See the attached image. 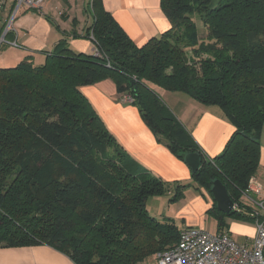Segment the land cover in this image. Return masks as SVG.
<instances>
[{"label": "trees", "instance_id": "obj_1", "mask_svg": "<svg viewBox=\"0 0 264 264\" xmlns=\"http://www.w3.org/2000/svg\"><path fill=\"white\" fill-rule=\"evenodd\" d=\"M160 4L171 27L143 46L102 0H92L89 27L80 34L74 18L55 48L42 51L43 63L28 56L0 67V248L46 245L75 264H138L178 242L181 229L151 215L147 204L171 193L169 202L178 200L191 184L164 182L120 146L82 92L108 79L118 94L132 97L174 155L185 161L200 154L201 166L192 172L198 188L211 194L215 181L225 185L236 208L225 214L215 203L207 211L217 233L230 219L264 222V214L241 201L260 165L264 0ZM69 37L91 38L94 53L74 52ZM155 87L221 109L234 132L218 156L200 151Z\"/></svg>", "mask_w": 264, "mask_h": 264}, {"label": "crops", "instance_id": "obj_2", "mask_svg": "<svg viewBox=\"0 0 264 264\" xmlns=\"http://www.w3.org/2000/svg\"><path fill=\"white\" fill-rule=\"evenodd\" d=\"M160 1L102 0V5L135 44L143 46L150 39L160 37L171 27L169 20L161 10ZM47 8H50L49 4ZM44 15L42 13L31 16L28 13L22 14L24 22L20 28L24 32L22 34L16 33L15 38L12 36L13 39H9L16 41L17 44L21 38L23 39L20 44L23 46L21 48L23 52L18 57L19 62L28 56H32V60L36 64L43 63L45 55L42 51H51L55 48L59 38L63 37V32L68 33L74 28L72 24L74 18L79 21L76 29L80 34L84 32V26L89 27L93 20L90 14L86 20L72 17L66 12L58 15L52 12L51 16L45 15L46 17ZM47 17L50 20L46 19ZM88 21L91 22L88 24ZM68 40L69 47L74 52L92 54L95 51L91 38L69 37ZM156 91L181 125L190 133L205 156L214 158L223 151L234 132V127L221 109L215 106L202 105L183 93L168 92L161 88L156 89ZM82 92L89 99L110 133L135 162L166 183L191 184L184 190L183 194L190 191L192 198L190 209L193 214L200 216L202 223L198 225V228L205 230L206 213L216 202L210 193L198 188L193 183L192 170L189 165L174 155L164 143L159 142L144 123L137 107L123 102L121 99L123 94L116 92L115 85L111 80H104L95 85L84 87ZM187 112H190V117L186 116ZM208 128L212 129V132H208ZM260 146L261 156L257 180L262 186L260 198L264 200V128ZM172 195L173 193L150 198L149 201L151 200L152 204L151 207L147 204V208L149 213L152 210L150 214L157 219L160 220L161 216H165L177 226L174 217L169 213L171 207L169 199ZM241 201L244 205L254 208L245 196L242 197ZM262 214L264 213L262 212ZM188 226L192 227V224L190 223ZM225 232L237 243L247 245L252 244L256 229L250 221L230 219L227 220ZM0 264L75 263L67 255L53 247L38 245L0 248Z\"/></svg>", "mask_w": 264, "mask_h": 264}, {"label": "built area", "instance_id": "obj_3", "mask_svg": "<svg viewBox=\"0 0 264 264\" xmlns=\"http://www.w3.org/2000/svg\"><path fill=\"white\" fill-rule=\"evenodd\" d=\"M8 2L14 6L13 15L4 34L0 35V47L4 44L18 46L16 41L6 40L16 14L22 8L41 12L44 0H0V9ZM123 100L133 103L129 95L123 96ZM261 191L257 178H251L244 196L256 208L255 215L264 211ZM255 229L252 244L242 245L226 232L209 233L198 227H185L176 244L155 255L156 264H264V222L256 221Z\"/></svg>", "mask_w": 264, "mask_h": 264}, {"label": "rangeland", "instance_id": "obj_4", "mask_svg": "<svg viewBox=\"0 0 264 264\" xmlns=\"http://www.w3.org/2000/svg\"><path fill=\"white\" fill-rule=\"evenodd\" d=\"M91 2L92 0H44V3L42 5L43 8L41 12H38L37 10L30 9V8L29 9L22 8L16 14L13 24L10 27V31L12 33H15V35L16 33L22 34L24 32V30L20 27L22 26L24 22L22 19V14H26V13H28L29 16H31L32 14H39V13H42L43 15L45 13L46 16H51L50 14L52 12H54L55 15L61 14L62 12H66V13H69L72 17H77L78 19L84 18L86 20L88 19V14L92 15ZM48 4L50 5V8H47ZM12 13L13 12H12L11 2H8L5 7L0 9V35H3L5 30L9 26L11 16L13 15ZM55 18L57 19V17H54V19ZM193 19L197 25V28H199V33H200L201 38L206 37V32L204 28H202L200 17L198 15H195ZM22 41L23 39L21 38L19 40L18 46L16 47L7 45V44H4L2 45V47H0V67H7V66L15 67L18 63H20L19 62L20 60L18 57L23 52V50L21 49L23 48V46L20 45ZM14 58H17L18 60ZM155 89H158V88L155 87ZM157 95L159 96L158 93ZM121 99H123V97ZM123 102H126V101L123 100ZM186 116L190 117L191 116L190 112H187ZM207 131L212 132V129L208 128ZM112 146L115 147L114 145ZM191 201H192V198H191L190 191H189V192H186L185 194H182V196L178 198V200H173L170 203L171 207H170L169 213L174 217L179 229H183L187 227L188 225H190V223L192 224V227L193 226L198 227V225L202 223V221L200 220V216L192 213V210L190 209ZM151 204H152V201L150 200L148 203L149 207H151ZM151 211L152 210H150V213H152ZM158 215L160 214L158 213ZM160 218H161L160 219L161 221H165L164 219H167L165 216H161ZM205 220H206L205 221L206 229L204 231H207L209 233H216L217 232L216 220L213 219V217L207 216V213H206ZM138 264H156L155 256L152 255Z\"/></svg>", "mask_w": 264, "mask_h": 264}, {"label": "water", "instance_id": "obj_5", "mask_svg": "<svg viewBox=\"0 0 264 264\" xmlns=\"http://www.w3.org/2000/svg\"><path fill=\"white\" fill-rule=\"evenodd\" d=\"M185 162L189 165L192 172L195 173L201 166V157L199 153H190L186 155ZM211 194L216 202L217 208L222 213L228 214L236 208L231 200L225 185L217 180L214 182Z\"/></svg>", "mask_w": 264, "mask_h": 264}, {"label": "flooded vegetation", "instance_id": "obj_6", "mask_svg": "<svg viewBox=\"0 0 264 264\" xmlns=\"http://www.w3.org/2000/svg\"><path fill=\"white\" fill-rule=\"evenodd\" d=\"M214 184V183H213ZM251 204V203H250Z\"/></svg>", "mask_w": 264, "mask_h": 264}]
</instances>
